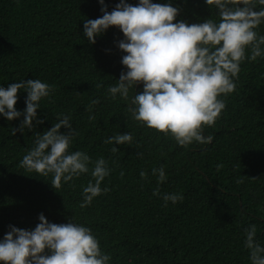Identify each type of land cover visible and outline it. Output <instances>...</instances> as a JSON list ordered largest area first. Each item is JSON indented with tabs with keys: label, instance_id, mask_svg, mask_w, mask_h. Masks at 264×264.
<instances>
[{
	"label": "trees",
	"instance_id": "1",
	"mask_svg": "<svg viewBox=\"0 0 264 264\" xmlns=\"http://www.w3.org/2000/svg\"><path fill=\"white\" fill-rule=\"evenodd\" d=\"M120 2L104 0L109 12ZM152 2L178 8L175 22L219 21L218 9L206 0ZM127 3L135 6L139 0ZM103 6L99 0H0V87L39 79L54 88L37 110L44 123L34 121L32 130L13 135L23 115L9 121L0 114V241L10 225L34 230L43 214L50 223L89 227L101 250L110 254L109 264H251L245 229L255 224L256 240L264 247V56L245 60L234 78L235 91L220 97L225 109L214 126L202 130L212 142L194 141L184 148L127 112L142 84L130 89L128 100L108 93L127 71L121 62L126 53L118 47L124 34L110 27L95 44L84 35V22L102 17ZM255 31L264 35V22ZM26 97L21 89L16 104L21 113ZM96 99L99 103L87 111ZM90 115L95 120L89 121ZM62 116L70 117L78 133L69 152H86L93 162L102 157L111 169L101 184L110 191L86 208L80 204L83 187L92 180V164L89 173L62 182L59 192L51 174L44 177L19 166L35 134ZM118 133H130L132 145L104 143ZM113 147L120 151L113 153ZM217 165L223 167L217 170ZM161 166L167 179L158 184L152 169ZM157 187L160 195L154 196ZM166 193L184 199L165 206Z\"/></svg>",
	"mask_w": 264,
	"mask_h": 264
},
{
	"label": "clouds",
	"instance_id": "2",
	"mask_svg": "<svg viewBox=\"0 0 264 264\" xmlns=\"http://www.w3.org/2000/svg\"><path fill=\"white\" fill-rule=\"evenodd\" d=\"M99 2L104 5L103 16L84 22L88 41L95 44L96 37L110 27H117L124 34L118 47L126 53L121 62L127 71L121 73L115 86H109L111 98L119 95L128 100L130 89L142 84L143 91L136 93L127 107L133 120L170 136L184 148L194 141L211 143L213 137H205L202 130L205 126H214L225 109L226 103L220 97L235 91L234 78H238L240 65L245 60L254 62L264 56V35L255 31L264 22V7L257 9V4L264 6V0H206L207 5L218 9L219 21L207 19L193 24L175 22L179 9L171 4L139 0L134 6L121 0L109 12L104 0ZM248 50L250 54L246 55ZM21 89L27 92L23 113L16 109ZM52 91V86L39 79L0 87V114L9 121L23 115L20 127L13 128V135L17 131L32 130L34 121L44 123L37 119V110L42 98ZM98 103V99L92 100L86 110L91 112L92 106ZM88 119L93 121L95 116L90 115ZM62 128H67L68 132L62 134ZM76 135L70 117H58L50 129L35 134L34 146L19 166L40 176L51 174L50 183L58 191L62 182L68 183L89 173L92 164V180L83 187L80 204L81 208H86L94 198L110 191L102 189L101 184L111 169L102 157L93 162L86 152L70 153ZM104 143L132 145L133 136L118 133ZM111 151L120 150L113 147ZM222 167L217 165V170ZM152 174L158 177V184L167 179L163 166L153 168ZM120 175L123 177L124 173ZM140 176L147 179L145 171H141ZM153 195H160L159 187ZM162 199L167 206L169 201L175 204L184 197L166 193ZM39 220L34 230L9 226L10 231L0 241V264H109L110 254L101 250L99 240L89 227L75 222L50 223L43 214ZM245 234L244 246L249 250L251 264H264V247L256 240V225L245 229Z\"/></svg>",
	"mask_w": 264,
	"mask_h": 264
}]
</instances>
